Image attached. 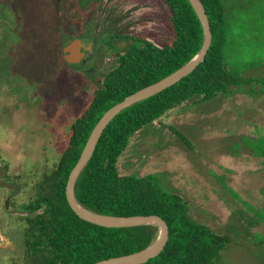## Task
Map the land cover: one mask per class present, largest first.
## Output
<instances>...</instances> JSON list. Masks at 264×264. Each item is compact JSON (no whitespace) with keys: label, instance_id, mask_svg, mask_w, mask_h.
I'll return each instance as SVG.
<instances>
[{"label":"rangeland","instance_id":"374dc122","mask_svg":"<svg viewBox=\"0 0 264 264\" xmlns=\"http://www.w3.org/2000/svg\"><path fill=\"white\" fill-rule=\"evenodd\" d=\"M78 4L0 0L7 34L0 32V235L10 240L0 241V264H25L15 212L32 198L30 183L58 163L96 88L62 57V44L81 30L70 14ZM226 4L227 66L263 81L264 0ZM108 57L102 51L92 81L100 84L110 71ZM253 88V95L251 87L234 88L229 97L194 99L170 111L138 132L119 160L122 176L154 175L188 203L194 220L230 239L219 264H264V86Z\"/></svg>","mask_w":264,"mask_h":264},{"label":"trees","instance_id":"16d2710c","mask_svg":"<svg viewBox=\"0 0 264 264\" xmlns=\"http://www.w3.org/2000/svg\"><path fill=\"white\" fill-rule=\"evenodd\" d=\"M171 35L162 47H135L119 66L105 74L82 114L70 129L68 147L56 166L37 186L41 213L25 231L26 264H96L144 251L159 236V228L139 225L106 228L81 219L71 208L66 187L90 137L104 114L129 95L154 84L187 65L202 50L204 29L190 0H167ZM209 17L212 44L191 74L160 93L118 113L105 128L85 169L75 183L77 201L89 211L112 217L157 215L169 227L164 250L144 264H219L230 245L227 236L190 215L188 203L166 192L154 175L122 176L119 160L131 139L170 111L198 99L199 103L229 97L233 89L264 86L246 78L225 61L230 24L226 0H201ZM188 146L189 140L175 131Z\"/></svg>","mask_w":264,"mask_h":264},{"label":"flooded vegetation","instance_id":"af4514ba","mask_svg":"<svg viewBox=\"0 0 264 264\" xmlns=\"http://www.w3.org/2000/svg\"><path fill=\"white\" fill-rule=\"evenodd\" d=\"M76 2L79 4L70 14L77 15L73 21L79 24L81 30L79 29V33L73 34L62 44V57L65 64L80 68L86 78L96 86L103 81L100 84L98 81V83L92 81L91 71L94 70L93 65L101 59L102 51L110 54L108 59L111 61L110 65H113L111 71L119 66L123 57L135 47H145L150 44L162 47L165 43L169 32L170 11L167 0H76ZM157 26L162 28L158 29ZM0 32L1 36L3 33L7 35L2 27ZM76 40L82 45L80 61L68 63L64 59L63 50ZM41 179L30 183L32 198L27 203L21 204L18 213L15 212L17 215L14 216V228L19 233L20 253L24 256L28 250L25 245V231L45 209L44 204L37 207L40 201L36 197L37 186ZM8 205L6 201L5 207L8 208ZM5 240L10 242L9 238L1 233L0 241Z\"/></svg>","mask_w":264,"mask_h":264},{"label":"water","instance_id":"95a60500","mask_svg":"<svg viewBox=\"0 0 264 264\" xmlns=\"http://www.w3.org/2000/svg\"><path fill=\"white\" fill-rule=\"evenodd\" d=\"M191 4L193 5L199 19L203 25L205 39L204 45L202 50L195 56L187 65L176 71L175 73L171 74L170 76L151 84L141 90L129 95L126 97L122 102L116 104L111 109H109L104 116L101 118L100 122L98 123L97 127L95 128L90 140L84 149L77 165L72 170L69 180L66 187V196L67 200L73 209V211L83 220L99 225L106 228H125V227H133L139 225H153L159 228V236L157 240L150 245L144 251H141L136 254L126 255L121 257H114L108 260H103L97 262L96 264H144L148 262L150 259L157 257L167 245L169 240V227L165 220L157 215H148V216H130V217H112V216H104L92 211H89L92 215L98 216L100 218H107L108 221L101 220L99 218L93 217L92 215L85 214L79 209V205L81 204L77 201L75 196V183L85 169L86 165L88 164L91 156L93 155L99 140L109 124V122L122 110L133 106L134 104L145 100L153 95L160 93L161 91L165 90L176 84L177 82L181 81L183 78L187 77L191 74L201 63H203L206 59L208 51L212 44V31H211V24L209 17L206 13L203 3L201 0H190ZM81 42L75 41L70 43L68 46L64 48V59L68 63L78 62L80 61L81 57ZM83 207V206H82ZM84 208V207H83ZM87 210L86 208H84ZM159 242L158 247L146 253L153 245Z\"/></svg>","mask_w":264,"mask_h":264},{"label":"bare ground","instance_id":"6f19581e","mask_svg":"<svg viewBox=\"0 0 264 264\" xmlns=\"http://www.w3.org/2000/svg\"><path fill=\"white\" fill-rule=\"evenodd\" d=\"M79 209H80L82 212H84L85 214L92 215L90 212H88V210H85V209H84L82 206H80V205H79ZM92 216H93V217H96V218H99V219H101V220H105V221H108V220H109V219H107V218H100V217L95 216V215H92ZM158 244H159V242H157L155 245H153V246L151 247V249H149L146 253L155 250V249L158 247Z\"/></svg>","mask_w":264,"mask_h":264}]
</instances>
